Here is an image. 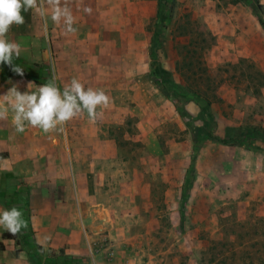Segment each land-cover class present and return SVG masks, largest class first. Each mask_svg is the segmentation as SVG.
I'll list each match as a JSON object with an SVG mask.
<instances>
[{"label": "rangeland", "instance_id": "1", "mask_svg": "<svg viewBox=\"0 0 264 264\" xmlns=\"http://www.w3.org/2000/svg\"><path fill=\"white\" fill-rule=\"evenodd\" d=\"M67 2L75 33L31 10L12 26L24 74L0 65V96L48 80L63 91L77 78L110 97L95 121L25 129L70 142L68 164L87 175L73 189L105 223L87 264H264V0ZM20 249L16 264L83 256L66 259V246L39 261L41 249Z\"/></svg>", "mask_w": 264, "mask_h": 264}, {"label": "crops", "instance_id": "2", "mask_svg": "<svg viewBox=\"0 0 264 264\" xmlns=\"http://www.w3.org/2000/svg\"><path fill=\"white\" fill-rule=\"evenodd\" d=\"M0 123L3 125L0 130L3 149L0 152L7 153V156L0 158V211L17 207L28 223V227L17 235V240H4L6 249L0 251V259L6 264H16L15 261L25 253L20 248L33 246L41 249V253L39 250L34 254V259L43 261L49 249L57 251L67 246L66 259L71 258L68 257L70 252L73 256L81 254L83 256L79 258V263L87 264L86 257L92 252L90 239L95 236L92 232H97L96 228L105 223L93 212L91 203L85 200L83 189H73L74 184L76 187V182H84L87 175L82 174L76 168L78 164L71 159V166L68 164L71 143L59 144L52 138L49 142H43L42 132L25 130L18 133L11 120L9 124L7 120ZM8 125L13 127L14 133L9 132ZM58 151L64 152V163L58 158ZM37 183L56 184L59 190L52 191L55 188L52 186L51 191H46ZM23 188L28 191V197L23 194ZM100 199L105 201L102 197ZM99 211V215L103 213L104 220H107L105 209L100 208ZM4 232L0 228V241H3ZM15 244L20 247V252L12 257ZM95 258L98 264L97 256Z\"/></svg>", "mask_w": 264, "mask_h": 264}, {"label": "clouds", "instance_id": "3", "mask_svg": "<svg viewBox=\"0 0 264 264\" xmlns=\"http://www.w3.org/2000/svg\"><path fill=\"white\" fill-rule=\"evenodd\" d=\"M29 10L45 20L50 14L53 23H63L66 34L77 31L74 27L76 19L67 0H0V65L11 66L21 76L23 68L13 63L14 57L19 58L21 47L9 41L7 34L13 25L25 23L23 13ZM83 11L91 14L92 8L85 7ZM32 85L30 83L29 90L24 93L13 86L0 96V120L8 119L11 113V122L18 133L24 132L26 126L39 128L44 133L62 131L68 122L84 113L95 121L101 115L97 110L110 103V97L104 90L85 88L77 78H73L63 91L53 80L38 86L35 91H31ZM27 227L23 212L17 207L0 211V228L6 232L17 236Z\"/></svg>", "mask_w": 264, "mask_h": 264}, {"label": "trees", "instance_id": "4", "mask_svg": "<svg viewBox=\"0 0 264 264\" xmlns=\"http://www.w3.org/2000/svg\"><path fill=\"white\" fill-rule=\"evenodd\" d=\"M261 23L264 24L263 20H261ZM223 142H227L226 140ZM18 236H13L11 233L9 232H4L3 234V241H0V251H5L6 246L4 244V240H8V239H13V240H17ZM20 252V250H17V254Z\"/></svg>", "mask_w": 264, "mask_h": 264}]
</instances>
